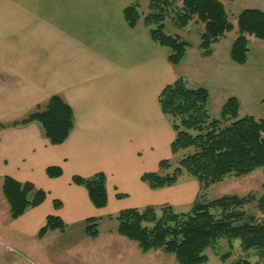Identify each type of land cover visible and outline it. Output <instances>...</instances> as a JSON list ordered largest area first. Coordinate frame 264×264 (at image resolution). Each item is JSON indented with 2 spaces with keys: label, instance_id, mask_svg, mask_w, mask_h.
<instances>
[{
  "label": "crops",
  "instance_id": "obj_1",
  "mask_svg": "<svg viewBox=\"0 0 264 264\" xmlns=\"http://www.w3.org/2000/svg\"><path fill=\"white\" fill-rule=\"evenodd\" d=\"M148 2L0 0V123L26 116L55 95L74 116L61 145H51L38 123L0 131L2 180L31 182L47 193L40 206L13 221L22 233L37 235L48 215L68 227L89 216L168 202L163 198L171 189L151 191L140 177L170 157L175 133L158 96L178 78L185 81L177 68L191 47L172 65L168 49L152 41L143 16L135 27L127 25L124 10L138 5L140 12ZM212 54L200 52L203 58ZM51 166L62 175L49 178L45 170ZM98 172L106 176L102 209L71 181Z\"/></svg>",
  "mask_w": 264,
  "mask_h": 264
},
{
  "label": "trees",
  "instance_id": "obj_2",
  "mask_svg": "<svg viewBox=\"0 0 264 264\" xmlns=\"http://www.w3.org/2000/svg\"><path fill=\"white\" fill-rule=\"evenodd\" d=\"M222 1L233 0H149L143 24L152 41L169 50V63L178 65L191 45L166 34L165 21L170 19L178 29L193 21L201 23L203 29L198 48L203 57H209L212 45L234 30ZM124 19L130 28L135 27L141 19L138 5L127 7ZM236 29L237 36L229 55L233 63L242 66L247 62V37L264 42V12L242 10L236 19ZM158 104L175 133L170 144L171 155L186 153L173 169L170 160L164 159L158 163L156 172L141 175V182L151 190L172 187L184 174L205 189L226 177H242L264 168V120L252 116L240 118V103L236 97L225 101L220 119L211 120L207 111V90L189 88L182 78H178L162 89ZM31 123H38L45 138L55 146L67 140L74 126V116L70 106L55 95L26 116L11 123H0V130ZM45 173L49 178H58L62 170L51 166ZM71 181L86 190L94 208L102 209L107 205L104 173L98 172L88 178L73 176ZM1 192L12 221L40 206L47 196L31 182H18L8 176L3 177ZM117 197L121 198V195ZM53 202L55 208L61 206L60 201ZM251 205L264 215V195L257 198L249 194L222 196L211 201L195 199L187 213H175L169 205L129 208L119 211L114 219L118 223L117 234L135 243L143 254L162 251L174 256L177 264H205L208 260L205 251L214 248L221 238L229 242L238 239L244 251L255 250L264 257V218L246 209ZM99 221L100 218L93 217L84 220L87 237L95 239L99 236ZM65 230L66 224L59 217L48 215L36 236L42 239L49 232L64 233ZM233 264L251 263L238 260Z\"/></svg>",
  "mask_w": 264,
  "mask_h": 264
},
{
  "label": "rangeland",
  "instance_id": "obj_3",
  "mask_svg": "<svg viewBox=\"0 0 264 264\" xmlns=\"http://www.w3.org/2000/svg\"><path fill=\"white\" fill-rule=\"evenodd\" d=\"M222 3L234 30L213 46V54L210 58H203L198 48L203 29L201 23L193 21L187 27L178 29L170 19L165 21L166 34L178 37L191 45L184 63L177 69L185 72V82L189 88L207 90V111L211 120L220 119L221 108L230 97L239 100L240 118L252 116L264 120V42L254 37H247V62L242 66L233 63L229 55L231 45L237 36L238 14L244 9L264 12V0H233ZM143 7L139 12L141 18L148 13V5ZM185 153L183 151L175 156L170 153L168 159L171 169ZM1 186L0 177L2 198L0 200V264H177L172 255L162 251L143 254L135 243L119 236L118 223L114 219L119 211L87 217L100 218L99 236L95 239L85 235V219L66 227L64 233L49 232L42 239H38L33 234L22 233V230L18 229L9 218L8 205L3 198ZM199 187L195 179L184 174L176 185L167 188L171 190L167 193L168 197L163 199H167L168 202L148 206L161 208L169 205L175 213H187L191 210L195 199L211 201L222 196L243 197L249 194L258 198L264 195V168L256 169L242 177H226L222 182L205 189ZM246 209L257 217L264 218V215H260L253 205ZM205 255L208 258L205 264H233L238 260H247L251 264H264V257L255 250L244 251L238 239L229 242L221 238L214 248L205 251ZM225 255L228 256L222 258Z\"/></svg>",
  "mask_w": 264,
  "mask_h": 264
}]
</instances>
